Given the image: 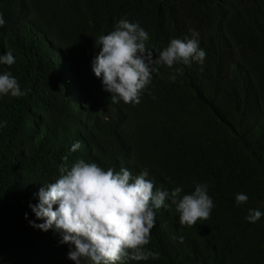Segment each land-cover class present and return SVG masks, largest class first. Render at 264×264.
I'll return each instance as SVG.
<instances>
[{
  "label": "trees",
  "instance_id": "1",
  "mask_svg": "<svg viewBox=\"0 0 264 264\" xmlns=\"http://www.w3.org/2000/svg\"><path fill=\"white\" fill-rule=\"evenodd\" d=\"M0 14V55L15 58L0 74L26 92L0 97V264H74L55 228L31 226L44 221L30 205L81 159L147 169L182 195L207 185L210 217L182 227L166 201L145 246L158 258L128 264H264V215L246 219L264 214V0H0ZM121 19L148 32L154 53L199 33L203 65L162 66L139 105L112 104L92 61Z\"/></svg>",
  "mask_w": 264,
  "mask_h": 264
},
{
  "label": "clouds",
  "instance_id": "2",
  "mask_svg": "<svg viewBox=\"0 0 264 264\" xmlns=\"http://www.w3.org/2000/svg\"><path fill=\"white\" fill-rule=\"evenodd\" d=\"M5 23L0 14V27ZM198 37L199 33L191 31L190 37L172 39L166 48L154 53L146 45L148 32L139 23L121 19L114 30L95 40L100 50L92 61V71L101 79L103 90L110 93L112 104L123 101L139 105L153 74H158L162 66H190L192 62L203 65L206 51L200 47ZM14 63L11 51L0 55V65ZM24 95L26 92L11 73L0 74V97ZM4 126L6 122L0 123V128ZM79 148L77 142L71 151ZM63 160L67 162L68 156ZM59 172L55 182L39 189V203L30 205L36 218L44 222L30 223L44 232L55 228L62 236L61 243L70 246L68 259L74 264H128L157 259L159 253L145 247L155 227L156 210L170 201L179 213L180 225L191 227L198 220H207L214 207L207 185L198 183L191 194L182 195V187L171 191L163 186L156 188L147 169L133 176L127 167L105 171L97 163L81 159L70 168L62 165ZM235 199L238 205L248 201L242 193ZM262 215L250 209L246 219L256 223ZM179 240L184 242L183 237Z\"/></svg>",
  "mask_w": 264,
  "mask_h": 264
}]
</instances>
